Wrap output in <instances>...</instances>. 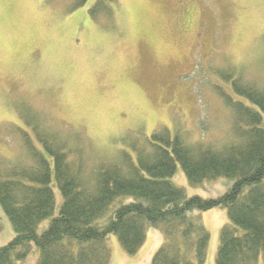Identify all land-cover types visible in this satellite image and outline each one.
<instances>
[{"label": "rangeland", "instance_id": "1", "mask_svg": "<svg viewBox=\"0 0 264 264\" xmlns=\"http://www.w3.org/2000/svg\"><path fill=\"white\" fill-rule=\"evenodd\" d=\"M96 1L68 12L66 0H0V155L13 153L10 127L20 124L21 100L44 106L56 126L81 129L98 147L173 124L191 139L222 138L232 114L210 80L217 68L235 67L245 79L264 81V0H118L111 15H92ZM171 180L205 198L226 189L224 178L189 185L179 164ZM52 187L57 212L61 195ZM197 213L209 232L205 264H215L227 210ZM13 236L0 206V246ZM162 241L149 228L130 255L110 235L111 264H150ZM38 257L31 243L18 263Z\"/></svg>", "mask_w": 264, "mask_h": 264}, {"label": "trees", "instance_id": "2", "mask_svg": "<svg viewBox=\"0 0 264 264\" xmlns=\"http://www.w3.org/2000/svg\"><path fill=\"white\" fill-rule=\"evenodd\" d=\"M86 1L66 0L67 11ZM117 1L97 0L90 12L111 15ZM210 85L232 114L217 140L191 139L173 124L98 147L83 130L56 126L44 106L18 102L13 153L0 155V206L14 231L0 246V264H19L31 243L37 264H110L108 236L135 255L149 228L163 234L150 264H205L209 232L196 212L218 207L229 222L215 264L264 260V81L219 67ZM178 164L189 185L224 178L225 191L188 195L171 180ZM52 182L61 195L57 212Z\"/></svg>", "mask_w": 264, "mask_h": 264}, {"label": "crops", "instance_id": "3", "mask_svg": "<svg viewBox=\"0 0 264 264\" xmlns=\"http://www.w3.org/2000/svg\"><path fill=\"white\" fill-rule=\"evenodd\" d=\"M110 264H111V261H110Z\"/></svg>", "mask_w": 264, "mask_h": 264}]
</instances>
